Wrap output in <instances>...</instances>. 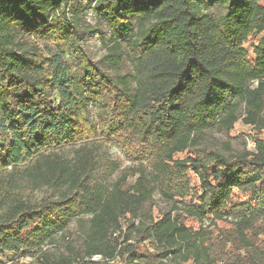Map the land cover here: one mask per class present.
I'll use <instances>...</instances> for the list:
<instances>
[{
  "label": "trees",
  "instance_id": "obj_1",
  "mask_svg": "<svg viewBox=\"0 0 264 264\" xmlns=\"http://www.w3.org/2000/svg\"><path fill=\"white\" fill-rule=\"evenodd\" d=\"M61 1L0 0V253L33 257L20 264H96L86 261L95 256L105 264H264V0L232 5L233 32L196 10L203 0H96L110 29L132 34L134 73L116 80L87 59ZM18 28L44 39L43 50L18 52ZM122 47L115 42L104 60L119 64ZM68 55L81 60L92 88L69 76ZM90 101L105 112L98 128ZM242 103L243 123L258 132L254 151L227 158L196 148L213 124L232 130ZM102 140L151 167L172 210L136 223L151 180L143 175L130 190L121 180L111 191L95 182ZM71 144L73 157L59 154ZM42 188L57 196L36 199ZM234 211L245 213L231 220ZM84 216L79 253L69 223ZM60 241L65 249H49Z\"/></svg>",
  "mask_w": 264,
  "mask_h": 264
},
{
  "label": "rangeland",
  "instance_id": "obj_2",
  "mask_svg": "<svg viewBox=\"0 0 264 264\" xmlns=\"http://www.w3.org/2000/svg\"><path fill=\"white\" fill-rule=\"evenodd\" d=\"M251 0H203L202 3H194L196 10L201 15H211L214 18L221 20V27L228 28L230 32L236 29L237 20L232 13L233 4H244ZM96 0H62L61 11L66 16V21L70 25V29L78 34L79 45L82 51L87 56V59L92 63L97 72L108 76L112 80L125 75H133L134 68V53L130 49L129 43L132 39V34H125L122 31L110 29L106 23L101 19L98 12L94 8ZM58 16L55 14H48L46 18L50 23L55 21ZM134 31L137 32L136 19H132ZM261 37L255 39V43L260 42ZM44 39L27 35L22 29L18 28V34L15 38V43L19 45L18 52H24L28 56L33 52V44H38L43 50ZM115 42L122 44L123 59L117 65H112L105 61L104 58L109 54V48ZM246 48L252 54L251 42H248ZM66 64L69 69V76L76 81H80L86 85V89H90L91 81L85 79L87 71L83 66L81 60L75 55H68L66 57ZM256 86V82L252 87ZM132 92L135 90V83L130 82ZM238 103L231 96L228 98V104L234 105ZM90 121L92 126L97 128L105 114L103 106L99 103L90 101L88 104ZM246 105L239 104L237 115L238 122L234 128L228 131L225 127L218 123L213 124L208 129L204 130L202 140L196 148L204 149L211 154H220L227 158L239 156L245 151L252 152L255 150V137L258 132L255 126L246 125L243 119L246 116ZM95 127V128H96ZM258 127L262 128V139H264V111L261 114ZM101 140V139H100ZM77 145H68L59 152L64 157H73L74 150ZM187 154L179 155L177 158H185ZM100 159L102 167L99 171L92 175L95 182L106 187L111 191L113 186L122 180L124 190H130L141 176H146L151 180L150 188L154 189L152 199L147 201L136 219V223L143 220L146 221L150 217L157 218L164 213L172 210V202L168 201L162 196L158 188L155 187L153 176L155 171L146 165L145 162H140L133 157H129L122 146L116 141L102 140ZM125 177V180L123 178ZM57 191L50 188H42L34 192V197L38 200L47 197H56ZM245 212L234 211L229 214L231 220L239 219ZM89 216L81 217L84 222L77 221L75 218L69 223V243L79 253L83 252V236L88 229ZM125 230V229H124ZM63 241L58 242L55 246L49 247L54 253L61 251L64 248ZM33 261V257L23 256L22 252L17 253H0V264H20L29 263ZM88 262L96 264H105L100 256H95L92 259H86ZM113 264H121L118 259L111 262ZM165 264H174L171 260H165Z\"/></svg>",
  "mask_w": 264,
  "mask_h": 264
}]
</instances>
